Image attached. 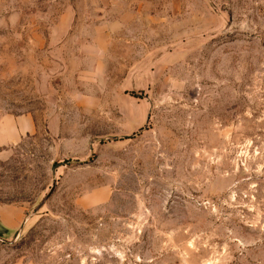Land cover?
Returning <instances> with one entry per match:
<instances>
[{"label": "rangeland", "instance_id": "374dc122", "mask_svg": "<svg viewBox=\"0 0 264 264\" xmlns=\"http://www.w3.org/2000/svg\"><path fill=\"white\" fill-rule=\"evenodd\" d=\"M0 240L264 264V0H0Z\"/></svg>", "mask_w": 264, "mask_h": 264}, {"label": "water", "instance_id": "95a60500", "mask_svg": "<svg viewBox=\"0 0 264 264\" xmlns=\"http://www.w3.org/2000/svg\"><path fill=\"white\" fill-rule=\"evenodd\" d=\"M55 184H56V181L53 180L51 190L54 189ZM47 198H48V196H46V197L41 201V203H40V204L36 207V209L34 210L33 214H31L30 216H28V217L24 220L23 224L21 225L20 229L18 230V233H17L16 239L19 237L20 233L22 232V229H23L25 223L27 222V220L30 219L34 214H36V212H37V211L43 206V204H44V202L46 201ZM0 242H1V240H0Z\"/></svg>", "mask_w": 264, "mask_h": 264}]
</instances>
